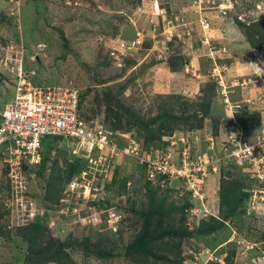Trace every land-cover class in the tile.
<instances>
[{
  "label": "rangeland",
  "instance_id": "374dc122",
  "mask_svg": "<svg viewBox=\"0 0 264 264\" xmlns=\"http://www.w3.org/2000/svg\"><path fill=\"white\" fill-rule=\"evenodd\" d=\"M263 48L264 0H0V112L19 69L77 91L82 117L119 148L173 157L184 131L189 154L219 158L232 117L264 143ZM111 155L91 169L59 140L19 172L0 150V264H264V167L257 180L221 154L194 192ZM208 223L218 227L200 233Z\"/></svg>",
  "mask_w": 264,
  "mask_h": 264
},
{
  "label": "built area",
  "instance_id": "2783aa9c",
  "mask_svg": "<svg viewBox=\"0 0 264 264\" xmlns=\"http://www.w3.org/2000/svg\"><path fill=\"white\" fill-rule=\"evenodd\" d=\"M202 23V28H206L205 20ZM32 77L33 73L27 75L17 70L13 78L11 100L0 112V150L15 158L14 163L19 172H22L21 165L26 166V169L39 165L43 158L44 143L54 139L55 142L67 141L71 147V154L84 159L85 165L91 169L104 165L106 159L107 161L112 159L111 154L116 156L120 154L135 163L138 162L149 177L192 182L191 190L194 192L199 191L200 180L216 174V163L222 160L221 154L228 159L231 158L233 164H245L247 168L248 164L251 165L252 168L249 170L252 173L251 177L262 179L260 169L264 164L260 156L264 148L263 139L247 141L242 137V130L234 119L231 120L228 129L229 135L234 132L236 138L227 136L228 146L221 148L219 158L211 149L206 151L209 146H214L208 139L204 144L207 154L199 151L197 155L191 153L190 155L186 147V138L177 141V150L173 157L165 155L161 150L149 148L141 152L140 156L136 151L140 150L133 140L128 139L129 144L119 148L118 143L101 125L90 124L82 117L77 91L64 87L44 86L33 81ZM230 128L234 130L231 131ZM67 187L71 193L78 188L83 189L80 196L83 199L88 198L89 192L84 191L83 185L72 181ZM77 197L79 195H74L75 200ZM19 207L26 211L28 218H33L32 208L21 203Z\"/></svg>",
  "mask_w": 264,
  "mask_h": 264
},
{
  "label": "trees",
  "instance_id": "16d2710c",
  "mask_svg": "<svg viewBox=\"0 0 264 264\" xmlns=\"http://www.w3.org/2000/svg\"><path fill=\"white\" fill-rule=\"evenodd\" d=\"M60 37H61V35H60ZM64 43H65V40H64ZM257 50H259V49H257ZM262 52H263V56H264V48H263V50H262ZM204 107H208V105L206 104V106L204 105ZM238 118V117H237ZM172 120V118L169 120V119H167V121H171ZM178 120L179 119H176L175 121H174V124H178ZM238 120H240V119H238ZM185 121V120H184ZM238 122H240L241 123V120L240 121H238ZM255 125H258V122H255L254 123ZM181 125H183V123H181ZM53 142V143H52ZM54 144H56V142H55V140L54 139H51V140H47L45 143H44V152H45V150H50V148L54 145ZM229 191V190H228ZM228 191H226V193L228 192ZM242 195L244 194V193H241ZM249 194V193H248ZM238 201H239V199H237L236 197H231V198H227V199H222V200H220V203H219V207H221L220 206V204L221 205H223L224 207H225V211H224V213L226 214V216H225V218H227V217H231L233 214H234V212L236 211V208H237V205H238ZM220 211H221V209H220ZM40 220L39 219H37L36 220V222L35 223H33L34 225V227L37 229V228H39L40 227ZM216 227H218V224H214L213 225V223H208L206 226H202L201 228H200V233H207V232H210V231H212L213 229H215ZM59 248L58 247H56V248H52V249H50V250H48V251H51V253H52V259L53 258H55V256H56V254L60 251V250H58ZM102 256H105L106 257V254H102Z\"/></svg>",
  "mask_w": 264,
  "mask_h": 264
},
{
  "label": "clouds",
  "instance_id": "9594fccd",
  "mask_svg": "<svg viewBox=\"0 0 264 264\" xmlns=\"http://www.w3.org/2000/svg\"><path fill=\"white\" fill-rule=\"evenodd\" d=\"M206 28H207V27H206ZM206 28H202V27H201L202 30H205ZM255 54H256V53H255ZM254 56H255V55H254ZM256 59H257V58H256ZM255 74H256V73H255ZM220 96H222V95L220 94ZM232 119H233V117L231 118V120H232ZM231 120H230V123H231ZM236 121H237V120H236ZM237 124L239 125V127H240V129L242 130V133H243V129H242L241 125H240V122L237 121ZM228 125H230V124H228ZM228 130H229V129H228ZM229 132H230V130H229ZM250 132H252L253 134H255V133H254L253 131H251V130H250ZM245 133H246V132H245ZM259 134H260V133H259ZM261 136H262V135H261ZM261 136H260L259 138L262 139L263 137H261ZM180 137H181V138H186V139H187V136H186V134H184V131L180 132ZM192 138H193V137H192ZM193 139H194V138H193ZM63 141H65V140H63ZM251 141H254V140H251ZM66 142H67V141H66ZM131 161H132V160H131ZM132 162L134 163V161H132ZM215 175H216V174L211 175V177H213V178H211L210 180L215 179V178H214ZM249 195H250V192H249ZM38 219H39V218H38Z\"/></svg>",
  "mask_w": 264,
  "mask_h": 264
},
{
  "label": "crops",
  "instance_id": "0c3cea01",
  "mask_svg": "<svg viewBox=\"0 0 264 264\" xmlns=\"http://www.w3.org/2000/svg\"><path fill=\"white\" fill-rule=\"evenodd\" d=\"M225 67H227V66H225ZM252 76H255V77H257V75L256 74H252ZM248 82H250V80H248ZM252 83H256V79L255 80H253V81H251ZM254 91H256V88H255V90Z\"/></svg>",
  "mask_w": 264,
  "mask_h": 264
},
{
  "label": "water",
  "instance_id": "95a60500",
  "mask_svg": "<svg viewBox=\"0 0 264 264\" xmlns=\"http://www.w3.org/2000/svg\"><path fill=\"white\" fill-rule=\"evenodd\" d=\"M20 169H21L22 172H24V171L26 170V166L21 165V166H20Z\"/></svg>",
  "mask_w": 264,
  "mask_h": 264
},
{
  "label": "bare ground",
  "instance_id": "6f19581e",
  "mask_svg": "<svg viewBox=\"0 0 264 264\" xmlns=\"http://www.w3.org/2000/svg\"><path fill=\"white\" fill-rule=\"evenodd\" d=\"M128 49V48H127Z\"/></svg>",
  "mask_w": 264,
  "mask_h": 264
}]
</instances>
